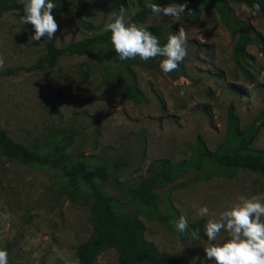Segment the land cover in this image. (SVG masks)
<instances>
[{
    "label": "rangeland",
    "instance_id": "obj_1",
    "mask_svg": "<svg viewBox=\"0 0 264 264\" xmlns=\"http://www.w3.org/2000/svg\"><path fill=\"white\" fill-rule=\"evenodd\" d=\"M64 12L55 20L59 30L52 40L57 46L103 32L110 13L124 7L125 20L135 12V0H59ZM236 18L246 21L257 42L246 47L249 58L238 61L236 34L230 21L215 10L194 7L180 20L153 16L151 24L161 25L165 44L180 26L188 33V55L179 70L164 74L159 59L151 69L130 65L136 73L147 104H135L120 96L125 77L124 64L114 58L106 72L85 56H63L44 72L18 71L0 77V129L14 141L42 152L52 137L74 138L68 150L71 164L90 167L105 164L109 181L98 184L108 196L122 199V191L147 175L150 163L167 158L173 163L194 156L195 140L201 135L214 150L226 142L238 144L226 132V113L233 103L243 129L261 124L251 147L264 150V15H252L244 5H231ZM23 13L7 14L0 21V56L8 68L28 67L46 52L48 40H31L34 29L22 24ZM70 35V36H69ZM110 57V56H108ZM245 67L250 78L245 79ZM181 90L184 94L180 95ZM178 180L158 190L159 211L185 216L188 223L200 217V207L219 214L239 203L238 197L264 193L262 178L239 171L231 179L197 176ZM195 179L185 187L180 183ZM118 213L136 217L145 227L144 237L161 252L182 264H214L205 259L207 239L182 240L161 225L152 210L126 202L116 203ZM90 201L69 195L66 181L53 168L24 166L0 152V249H6L9 264H78L76 248L92 233ZM174 225V226H173ZM205 231V230H204ZM227 238L221 232L217 242ZM95 264H117V253L106 249Z\"/></svg>",
    "mask_w": 264,
    "mask_h": 264
},
{
    "label": "trees",
    "instance_id": "obj_2",
    "mask_svg": "<svg viewBox=\"0 0 264 264\" xmlns=\"http://www.w3.org/2000/svg\"><path fill=\"white\" fill-rule=\"evenodd\" d=\"M58 1L53 0L56 5ZM149 2L167 6L171 3H184L185 0H135L136 10L126 22L146 26L163 46L165 44L163 28L161 25L151 24L155 15L147 7ZM187 4L191 10L194 7L206 11L215 10L220 16L228 19L236 34L235 53L238 61L243 62L249 58L246 47L256 43L257 39L252 36L248 23L235 17L231 5H244L252 9L253 4H259L261 14L264 15V0H187ZM23 8L22 0H0V21L9 13H23ZM63 12L64 9L57 5L52 14L59 17ZM110 38L111 33L105 29L103 32L85 36L63 46L48 41L45 44V54L33 64L28 67L5 69L0 71V77L14 75L18 71L44 72L55 67L63 56H85L99 63L108 72L111 66L107 60L112 57L117 62V66L124 64L123 68L126 72L125 77L119 75L123 84L120 96L135 104H147L146 95L140 89L136 73L130 65L138 63L143 68L151 69L162 57L149 59L147 62L140 60L139 57L119 61ZM241 69L245 79L248 80L249 71L245 67ZM260 118L263 122L264 109ZM256 122L241 129L235 106L231 103L227 108L225 127L228 137H235L238 140L235 147L222 142L214 150H209L202 136L197 135L193 157L177 163L167 158L152 161L146 176L136 185L123 189L122 199L108 196L100 190L99 185L107 183L110 178L107 165L90 167L85 162L70 163L68 150L74 141L71 135H64L60 139L52 137L47 141L45 149L40 152L14 141L0 129V152L8 160L19 162L24 166L56 169L65 179L70 196H86L90 201L92 233L76 248L75 258L78 264H95L97 257L106 249L116 251L117 264H182L172 255L159 251L153 243L148 242L144 237L145 227L142 222L132 215L118 213L113 203L126 202L128 205L150 209L158 223L171 226L170 224H174V221H178L180 217L177 214H165L159 211L161 195L157 191L180 179L193 176H196V180L197 176L199 179H207L211 176L231 179L239 171H248L258 174L264 182V150L251 147L261 126ZM194 180L188 179V182H182L179 186L185 187ZM196 229L199 230V238L207 239L204 219L188 223V229L183 234L177 229L171 230L182 240H187L192 238L191 233Z\"/></svg>",
    "mask_w": 264,
    "mask_h": 264
},
{
    "label": "clouds",
    "instance_id": "obj_3",
    "mask_svg": "<svg viewBox=\"0 0 264 264\" xmlns=\"http://www.w3.org/2000/svg\"><path fill=\"white\" fill-rule=\"evenodd\" d=\"M22 2L24 8L20 21L33 27L34 35L31 40H59L55 37L59 26L52 14L57 7L56 3L53 0ZM147 7L160 19L171 17L180 20L186 12L189 15L192 13L187 0L167 6L149 2ZM258 14H261V7L253 4L252 15ZM108 19L106 30L111 33V44L119 61L139 57L147 62L149 59L162 57L159 67L164 74H170L179 70L180 63L188 55V33L183 26L177 32L169 34L167 43L161 46L159 39L146 26L126 22L123 6L120 7L119 14L110 13ZM4 65V57L0 56V69ZM183 94L181 90L180 95ZM237 199L239 203L221 212L218 217L211 214L206 206L198 209V216H212L207 220L204 229L208 241V246L203 248L205 259L213 261L214 264H264V193L250 197L241 195ZM174 224L181 234L188 229V220L183 215ZM222 231L227 234V238L217 242ZM191 236L199 239V230H193ZM8 256L6 249H0V264H9Z\"/></svg>",
    "mask_w": 264,
    "mask_h": 264
}]
</instances>
